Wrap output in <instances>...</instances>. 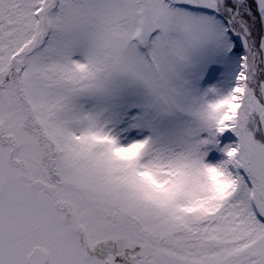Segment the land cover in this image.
<instances>
[{
	"label": "snow or ice",
	"instance_id": "obj_1",
	"mask_svg": "<svg viewBox=\"0 0 264 264\" xmlns=\"http://www.w3.org/2000/svg\"><path fill=\"white\" fill-rule=\"evenodd\" d=\"M0 264H264V0H0Z\"/></svg>",
	"mask_w": 264,
	"mask_h": 264
}]
</instances>
